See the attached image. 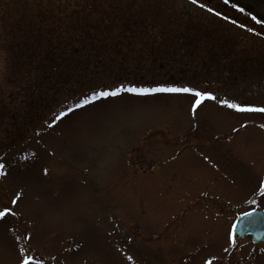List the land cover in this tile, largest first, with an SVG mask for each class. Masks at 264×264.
I'll use <instances>...</instances> for the list:
<instances>
[{"label": "rangeland", "instance_id": "obj_1", "mask_svg": "<svg viewBox=\"0 0 264 264\" xmlns=\"http://www.w3.org/2000/svg\"><path fill=\"white\" fill-rule=\"evenodd\" d=\"M95 19L99 39L129 37L106 42L124 54L169 34L186 48L143 72L60 83L43 71L36 51ZM263 20L264 0H0V210L15 213L0 218V264H20L28 245L42 264H264V242L234 234L241 214L264 210V113L219 103L264 106ZM138 80L216 100L193 109L192 94L125 91L67 111Z\"/></svg>", "mask_w": 264, "mask_h": 264}, {"label": "trees", "instance_id": "obj_2", "mask_svg": "<svg viewBox=\"0 0 264 264\" xmlns=\"http://www.w3.org/2000/svg\"><path fill=\"white\" fill-rule=\"evenodd\" d=\"M97 24H99V20L95 19L92 24L90 22L86 23L88 28L83 30L82 33L74 31L71 33L70 38H65V36L57 37L55 42L62 44V47L59 46L56 49L49 50L48 52L51 55L43 54L46 50L36 51L38 57L45 59L46 63L44 65L42 64L43 66L41 65L42 69L44 68L43 71L47 69L50 70L49 72L52 71L56 79L60 80V83L63 82L64 77H69V81L72 80V82L79 81V77L83 74L80 72H86L85 77L87 78L89 75L95 74L118 76L124 73L123 71L127 72V70L129 71L131 69L134 72H143L148 68L150 70L156 69L160 65L157 62L163 59V62L165 61L166 63L177 62L179 59L177 48L181 51H184L183 49L186 48L183 37L177 36L176 38L175 35L169 34L165 37L163 36L162 42L157 38L153 40L154 43L150 47L145 46L133 53L128 52V54H124L122 49L117 48L116 45L106 44V42H109V38H111L114 44L118 39L127 40L129 37L126 34H122L117 39L110 34L111 36H105L99 39L97 33L92 30V28L97 27ZM202 37V34L192 30L188 36V40L198 46L202 42ZM173 42H175V46L172 44ZM99 43H102V45L100 46ZM184 56V59H192L190 54H185ZM180 58L183 57L180 56ZM177 65L182 66V68L188 66L183 62H179ZM194 67L197 66L195 65ZM203 68L201 66V69ZM32 73V76H34L36 72L33 70ZM173 82L181 83L180 80H173ZM89 83L90 81H86L84 84L88 86ZM142 84L144 82L138 80V82H134L132 85Z\"/></svg>", "mask_w": 264, "mask_h": 264}, {"label": "snow or ice", "instance_id": "obj_3", "mask_svg": "<svg viewBox=\"0 0 264 264\" xmlns=\"http://www.w3.org/2000/svg\"><path fill=\"white\" fill-rule=\"evenodd\" d=\"M227 2V0H225ZM193 3H197V0H193ZM201 7H206V5L201 4ZM209 12L214 11L212 8L207 9ZM216 15H221L219 12L215 13ZM255 19V18H254ZM129 92V93H135L139 95H147L151 93H188L192 94L195 99L193 102V109L197 108L199 105L202 104L203 101L205 100H216V96L211 92L207 90H199L195 87H190V86H183V87H177L174 85H163L159 84L153 87H137L135 85H128L125 86L123 84L116 86L115 88L112 89H101L99 91H93L90 96H85L79 103H76L69 107L67 109L68 112H71L73 108H80L83 107L97 99L100 98H105L108 96H116L119 95L121 92ZM221 105L226 106L229 109H234L238 112H255V113H264V106H257L251 103H237L235 101L227 100V99H222L219 101ZM67 113L65 111H61L59 115H57L53 119V124L58 121L61 117L65 116ZM264 127V125H262ZM5 168V165L0 163V175H3L4 172L2 171ZM46 171V170H45ZM264 186V185H262ZM20 193H17V198L13 199L11 201L12 205H15L17 203V199L19 198ZM255 211V210H253ZM7 214H12L15 215V213L12 212V208L10 205H3L2 210H0V218H4ZM250 214V213H248ZM29 237L25 236L24 239L27 241ZM19 239V237H17ZM235 243V241H232ZM19 251L21 253H24L20 260V264H42V261L38 258V254L35 255H29L27 254L28 252H31V246L28 245L27 248L24 246H21L19 248ZM131 259V257H129ZM205 264H209V262H205Z\"/></svg>", "mask_w": 264, "mask_h": 264}, {"label": "water", "instance_id": "obj_4", "mask_svg": "<svg viewBox=\"0 0 264 264\" xmlns=\"http://www.w3.org/2000/svg\"><path fill=\"white\" fill-rule=\"evenodd\" d=\"M234 233L239 238L250 235L256 243L264 241V210L252 209L242 214L235 224Z\"/></svg>", "mask_w": 264, "mask_h": 264}, {"label": "flooded vegetation", "instance_id": "obj_5", "mask_svg": "<svg viewBox=\"0 0 264 264\" xmlns=\"http://www.w3.org/2000/svg\"><path fill=\"white\" fill-rule=\"evenodd\" d=\"M204 3V0H201Z\"/></svg>", "mask_w": 264, "mask_h": 264}]
</instances>
